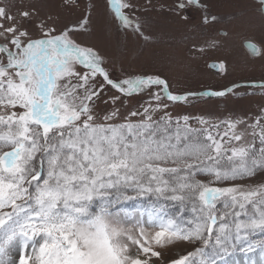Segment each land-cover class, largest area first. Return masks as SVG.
<instances>
[{"label": "snow or ice", "instance_id": "6c2138e0", "mask_svg": "<svg viewBox=\"0 0 264 264\" xmlns=\"http://www.w3.org/2000/svg\"><path fill=\"white\" fill-rule=\"evenodd\" d=\"M103 3L118 27L149 39L135 13L155 9L152 0ZM46 7L0 0V264H237L238 252L264 254V103L215 117L172 110L198 96L264 100V79L174 93L158 74L117 76L77 39L95 5L63 25ZM159 7L193 33L218 21L207 0ZM218 46L193 39L189 52ZM129 201L141 207L129 212Z\"/></svg>", "mask_w": 264, "mask_h": 264}, {"label": "rangeland", "instance_id": "374dc122", "mask_svg": "<svg viewBox=\"0 0 264 264\" xmlns=\"http://www.w3.org/2000/svg\"><path fill=\"white\" fill-rule=\"evenodd\" d=\"M18 5L46 3V12L58 18V24H70L80 20L85 14L86 5H95L92 15L91 31L77 37L88 43L105 58L106 67L114 73H131L134 75L148 73L166 78L170 90L174 93L197 90H221L226 85L239 81H261L264 79V15L257 9L255 0H207L210 11L218 21L208 26L203 32L193 33L177 15L160 5L172 4L173 0H152L155 9L135 13L144 24V32L149 37L144 40L129 29L118 27L104 9L103 0H79V6L61 7L62 0H12ZM145 5L147 0H136ZM15 12V9L13 10ZM193 20L199 19L192 12ZM227 31V37L219 35ZM215 37L219 46L209 49L204 55L189 52L192 40L203 44ZM254 41L261 50V56L251 58L243 49L244 40ZM211 61H223L226 73L219 75L211 72L207 65ZM195 90V91H194ZM248 90V89H247ZM241 89V92L247 91ZM252 91V90H250ZM190 105L173 107V112L187 111L192 115L219 116L228 111L245 113L255 111L259 103H264L259 94L255 96L225 97L222 100L209 98H192ZM129 212H135L141 205L126 202ZM256 239L261 237L257 235ZM179 251V250H177ZM264 254L259 250L254 253H237L234 259L237 264H248L249 259L259 261Z\"/></svg>", "mask_w": 264, "mask_h": 264}, {"label": "water", "instance_id": "95a60500", "mask_svg": "<svg viewBox=\"0 0 264 264\" xmlns=\"http://www.w3.org/2000/svg\"><path fill=\"white\" fill-rule=\"evenodd\" d=\"M248 43L255 44L253 41L247 39V40H244V41H243V43H242L243 47H244V48L250 53V55H252V56H257V55H254V54L252 53L251 49L248 48V47L246 46ZM255 45H256V44H255ZM256 47L259 49V47H258L257 45H256ZM213 63H218V62H216V61H211V62L208 63L207 66H208V68H209V70H210L211 72H213L214 74H217V75H218L220 72H218L217 70H215V69H213V68L210 67V65L213 64Z\"/></svg>", "mask_w": 264, "mask_h": 264}, {"label": "trees", "instance_id": "16d2710c", "mask_svg": "<svg viewBox=\"0 0 264 264\" xmlns=\"http://www.w3.org/2000/svg\"><path fill=\"white\" fill-rule=\"evenodd\" d=\"M250 90H251V89H248L247 91H250ZM194 91H195V90H194ZM197 91H199V90H197ZM191 92H193V91H191ZM207 98H209V97H206V99H207ZM209 99H210V100H212V99H219V100L221 99V100H222L223 98H215V97H212V98H209Z\"/></svg>", "mask_w": 264, "mask_h": 264}, {"label": "flooded vegetation", "instance_id": "af4514ba", "mask_svg": "<svg viewBox=\"0 0 264 264\" xmlns=\"http://www.w3.org/2000/svg\"><path fill=\"white\" fill-rule=\"evenodd\" d=\"M239 82H246V81H239Z\"/></svg>", "mask_w": 264, "mask_h": 264}]
</instances>
